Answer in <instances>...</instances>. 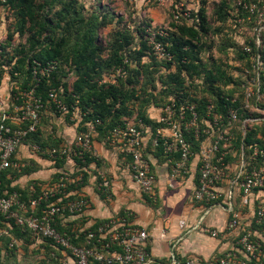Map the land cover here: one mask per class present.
Returning <instances> with one entry per match:
<instances>
[{
  "label": "trees",
  "instance_id": "16d2710c",
  "mask_svg": "<svg viewBox=\"0 0 264 264\" xmlns=\"http://www.w3.org/2000/svg\"><path fill=\"white\" fill-rule=\"evenodd\" d=\"M0 3H5V7L13 11L15 29L20 36L26 35L27 45L26 48L13 47L12 34L0 44V80L4 68L8 67L11 81L19 89L27 88L34 60L42 65L55 61L56 69L41 79L36 93L46 102L48 92L55 89L58 98L68 106L66 116L69 117L75 107L78 108L84 117V124H94L95 130L109 144L112 130L131 118L133 122L140 119L147 125L151 124L153 133L160 124H152L148 118L147 109L150 105L164 108L167 104H174L177 108L181 104H194L199 123L206 126V123L212 121L207 109L211 104L214 112L222 116L219 126L213 128L212 136H208L211 139L217 131L227 127V110L234 108L237 120L231 126L232 136L226 143H220L219 152L215 156L221 151H230L225 156V163H234L236 166L243 152L247 168L252 165L249 160L254 146H261L264 138V28L259 35L260 43L256 46L254 16L249 11L237 7L236 3L232 4L229 0H219L213 4L210 17L207 14V0H199L193 7L194 10H189V17L180 15L176 22L170 13V20L165 27L167 36L162 37L157 33L163 29L162 26L153 24L150 18H136L134 31L131 28H120L118 24L121 18L116 19L115 14L102 9L96 14L85 13L87 9L79 0H0ZM185 10L188 9L185 7ZM228 22L233 24V29ZM109 25H112L113 29L109 33L108 41L102 44L99 41V31ZM149 27L156 32L154 40L161 42L171 55L170 60L154 53L150 42L151 34L147 32ZM231 31L248 40L246 43L236 44L232 40ZM214 47L225 55L229 48L235 49L242 64L253 72V78L233 77L226 68L227 64L223 63L221 58L213 57L212 53H209L207 61H204L201 57L203 52ZM247 47L251 50L246 51ZM252 56L256 58L255 69L250 65ZM121 66L123 73L116 77V83H100L105 76ZM70 78L72 81L69 82ZM247 88L251 94L246 99ZM16 91L17 89H13V92ZM50 108L53 110L54 107L50 105ZM97 120L100 121L99 124L96 123ZM244 120L249 121L243 123ZM85 125L80 127L79 134L87 132ZM205 137L186 133L193 154H199L201 142ZM23 143H32V147L37 145L41 150L67 147L59 146L56 141L46 144L45 140L41 139L39 127L35 132L28 134ZM155 149L156 157L170 160L164 154L161 142ZM36 152L41 157L53 161L57 169H62L54 174L51 185L64 183L67 195H58L51 200L66 203L68 200L79 198L69 192L81 187L87 174L85 168L91 162L98 161L93 149L75 157H51L41 151ZM15 154L12 156L14 163ZM177 159L178 154H174L170 161L174 163ZM67 162H71L70 166L73 165L76 169L74 173L65 168L64 164ZM19 169L20 165H13L2 172L0 196L17 192L20 202L29 209L31 199L41 194L46 187L37 184L35 180H31L24 187L14 184L22 170L26 173L34 170L30 166L22 168L21 172ZM80 175V179H75ZM184 176L180 175L175 180ZM234 177L232 172L230 179ZM198 178L199 174L196 172L195 186L198 185ZM99 180L100 177L98 182ZM219 186L223 188L227 184L222 183ZM234 192L236 196L233 197V210L229 212L228 220L234 211H240L242 218L237 233L229 234L228 238L235 241L245 229L252 230L253 238L260 243L258 259L253 260L252 264H264V222L256 223V212L264 200V188L262 191H254L245 206L242 205L241 189L235 186ZM192 198L194 199L193 194ZM47 202L42 201L38 211L45 207ZM202 203L207 207L213 204L203 201ZM123 215L125 216V213ZM62 219L56 218L54 227L61 234L69 236L74 245L80 246H87V232L96 230L98 225L104 222L99 221L89 228L73 231L72 227L61 225ZM33 241L35 240L26 227L16 224L13 219L5 218L0 212V258L11 259L17 254L18 245H24L26 248ZM36 243L46 255L42 264H60L61 250L53 240L43 238Z\"/></svg>",
  "mask_w": 264,
  "mask_h": 264
},
{
  "label": "built area",
  "instance_id": "2783aa9c",
  "mask_svg": "<svg viewBox=\"0 0 264 264\" xmlns=\"http://www.w3.org/2000/svg\"><path fill=\"white\" fill-rule=\"evenodd\" d=\"M148 3L156 5H166L172 3L171 14L177 22L180 15L190 16L189 10H183L185 0L173 3L172 0H146ZM237 7L249 11L254 16V31L259 40L261 30L264 28V0H237ZM151 34L150 42L153 45L154 53L168 60L171 55L165 50L159 41L154 40L156 32L153 28H147ZM160 36L166 37L165 27L157 32ZM4 41V38H3ZM250 51V48H245ZM1 52V50H0ZM57 67L55 61L47 62L45 65L34 60L31 66V80L27 88L19 89L16 92L11 89L8 94L9 103L0 114V189L1 175L4 170L13 166L12 156L23 143L28 134L37 130L40 125L43 112L52 105L53 112L63 115L68 113V106L58 98L55 89H51L47 94L46 102L41 95L36 93V87L42 78L49 76ZM123 67H118L110 75L105 76L100 83H116V77L121 76ZM1 84V80H0ZM251 91L246 89V99ZM3 96L0 94V107L3 108ZM234 100V99H233ZM208 115L212 121L202 126L194 104H181L175 107L174 104H167L163 112L157 119V126L152 133V145L155 148L161 142L163 152L171 160L174 154H178V159L171 166V177L184 176L190 171L191 158L193 152L191 145L186 139V133H192L195 137L206 136L201 142L198 154V164L196 170L199 174L198 185L194 187L193 197L198 202L215 204L223 196L232 198L233 190L229 189L225 194L221 187L222 183L237 186L242 191V205L245 206L252 198L253 192L262 191L264 188V138L261 146H254L250 158L251 166L247 168L244 162V154L241 153L238 164L225 163V156L230 151H221L218 156L220 143H226L232 136L231 126L237 120V112L234 108H228V125L216 132L212 136L213 128H217L222 116L214 112L211 104L208 105ZM249 120H244L243 123ZM207 122V121H205ZM100 123L99 120L96 121ZM244 125V124H243ZM95 131V125L91 123L89 128ZM146 134V126L142 120L136 122L126 120L122 126L115 127L110 135V144L119 147L122 154L129 157L128 169L132 179L140 187L141 191L150 195L153 191L156 177L151 170V164L143 149V141ZM91 134L85 132L76 137L73 147H63L61 149L41 150L39 146H33L35 151L47 154L51 157L59 156H81L83 152L91 150ZM234 166V168H233ZM234 172L235 177L230 179V174ZM110 178L101 176L98 182V190L110 198ZM65 184L57 183L46 187L37 197L30 201L29 209L25 208L19 200V194L12 192L7 196H0V212L7 219H13L18 225L26 227L36 242L43 238H49L60 248V264H252L258 259L260 253V243L253 238V231L245 229L239 238L232 241L233 249L227 251L222 256L214 260H204L196 256L177 258L174 253L165 262L157 261L148 249V232L130 221V213L125 216L112 218L98 225L96 230L87 232V246L74 245L70 237L61 234L55 227L54 222L58 217L65 214H79L88 206L85 197L68 200L66 203H57L51 199L58 195H67L64 191ZM42 201H48L45 207L38 211ZM233 208L229 212H231ZM242 218L240 211H234L232 217L227 221L223 233L235 234L240 226ZM264 222V200L256 212V223ZM245 226L246 223H244ZM243 224V225H244ZM180 228L186 226L184 221L179 222ZM212 237H217L220 231L214 229L206 230ZM164 235V234H163ZM172 242V249L175 247ZM13 243L10 244L12 246Z\"/></svg>",
  "mask_w": 264,
  "mask_h": 264
},
{
  "label": "crops",
  "instance_id": "0c3cea01",
  "mask_svg": "<svg viewBox=\"0 0 264 264\" xmlns=\"http://www.w3.org/2000/svg\"><path fill=\"white\" fill-rule=\"evenodd\" d=\"M147 13L150 16V9L147 10ZM151 21L153 24H157L159 19L153 18ZM6 71L9 81L6 82L4 77L1 79L0 94L5 103L3 108L0 107V114L9 103L10 90L16 86L11 81L8 67L4 68L3 74ZM70 81L72 78L69 79ZM162 109L155 105L148 107L147 115L152 124H158L157 119L162 114ZM78 110L75 107L68 117L60 113L55 114L48 107L44 110L39 125L41 139L45 140L46 144L56 141L59 146L70 148L75 144L80 127L86 124L87 132L92 136L91 148L98 157L97 162H91L85 168L87 174L81 187L69 192L71 195L85 197L88 200V206L79 214L61 217L63 218L62 226L72 227L73 231L82 230L96 222L118 218L129 212L131 214L130 221L147 230L148 249L157 261H167L172 253L177 258L196 256L204 260H214L233 249L232 241L226 233H223V230L229 218V211L233 208V197L236 196L235 186L228 184L221 188L225 194L232 188V198L228 199L227 196H223L221 200L211 206L207 207L204 203L194 200L192 194L195 186L194 176L197 172L198 154H193L191 158L189 173L181 179L175 180L170 174L171 166L174 163L169 159L155 156L156 149L152 145V125L145 124L146 134L143 149L156 177L152 193L146 194V196L131 177L128 169L129 157L124 156L119 147L106 143L98 131H91L89 129L91 123L85 122L84 124V117ZM32 145V143H22L19 146L15 154L14 165L17 167L20 165L19 172L27 166L34 170L30 173L22 170L13 183L24 187L31 180H35L37 184H41L45 188L51 185L54 174L62 169H57L53 161L41 157ZM70 164L71 162H67L64 166L69 172L74 173L76 169ZM101 176L111 180L110 198L102 196L98 190V178ZM80 177L81 175L75 179H80ZM180 221H184L186 226L180 228ZM208 229H216L220 233L217 237H212L206 231ZM173 241L176 243L172 249Z\"/></svg>",
  "mask_w": 264,
  "mask_h": 264
},
{
  "label": "rangeland",
  "instance_id": "374dc122",
  "mask_svg": "<svg viewBox=\"0 0 264 264\" xmlns=\"http://www.w3.org/2000/svg\"><path fill=\"white\" fill-rule=\"evenodd\" d=\"M42 1V0H41ZM82 4H84V8L87 9L85 13L93 12L97 13L101 9L102 10H109L111 13L115 14V18H121L120 23L118 24L120 28L126 27L132 31L135 30L134 28V20L136 18H149L152 20L153 18L159 19L157 26H162V28L166 27L169 20H170V13L172 10V3L171 1L166 5H156L148 3L146 0H79ZM173 3L179 2L178 0H172ZM219 0H207V14L208 16L212 17V8L214 7L213 4L217 3ZM232 4L236 3L237 0H229ZM199 2V0H185L183 3V10L186 9L192 11L194 10L195 4ZM5 3H0V38L9 37L11 34L13 47L23 46L26 48V35L20 36L15 29V17L13 11L7 9L4 5ZM98 7H100L98 9ZM150 7V8H149ZM150 9V16L147 13V10ZM115 19V24H116ZM158 21V20H157ZM156 22V21H155ZM114 24V23H113ZM228 25L231 26L233 29V24L228 22ZM230 28V30H231ZM113 29L112 25L104 28L103 30L99 31V41L102 44H105L109 39V33ZM239 29V28H238ZM237 30V29H236ZM232 35V40L236 44H243L246 43V40L243 36L236 35L233 31L230 32ZM234 36V37H233ZM3 39L0 40V44L4 42ZM206 42V39H204ZM260 43V40L255 39L256 46ZM15 45V46H14ZM251 47V46H250ZM249 47V48H250ZM251 50V49H250ZM209 53H212L213 57L221 58L223 63L227 64V69L229 73L236 78H253V72L249 71L250 69L242 64L241 60L237 57V53L235 49L229 48L228 53L221 54L217 51V48L209 49L207 48L203 55L201 56L204 61H207V56ZM259 57V55H258ZM254 60V61H253ZM256 58L252 56V61L250 60V65L252 67L257 68V64H255ZM253 62V64H252ZM256 66V67H255ZM4 79L6 82L9 81V75L7 71L3 74ZM50 129L49 127L47 128ZM41 248V247H40ZM17 254L11 259H3L0 258V264H42L43 261L46 260L45 252H41L39 249V245L36 241H33L32 244L25 248L24 245H18ZM48 260V259H47ZM45 264V263H43Z\"/></svg>",
  "mask_w": 264,
  "mask_h": 264
}]
</instances>
